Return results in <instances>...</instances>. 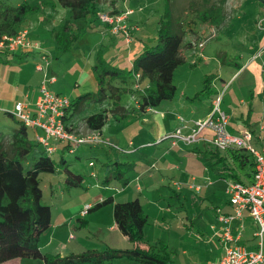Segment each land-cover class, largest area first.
Masks as SVG:
<instances>
[{
	"label": "rangeland",
	"instance_id": "1",
	"mask_svg": "<svg viewBox=\"0 0 264 264\" xmlns=\"http://www.w3.org/2000/svg\"><path fill=\"white\" fill-rule=\"evenodd\" d=\"M7 1L12 5L28 2L32 5L42 4L43 7L39 12H31L25 22V24L31 25L30 27H32L36 35L35 38H37L40 43L39 49H34L32 52L35 51L38 57H40L39 55L41 54H49L48 57L50 61L47 69L43 71L37 69L38 72L31 81L33 87L36 88L37 84L44 80L46 73H48L49 75H56L60 82H64L71 91L77 90L76 93H72V98L70 95L63 94L69 96L71 101L85 94L95 95L101 87L98 79V72L94 69L98 62L100 50L97 52V49L99 46L95 48L94 52L92 50L95 42L94 39L91 38V35H95L96 30L94 32L92 31L93 33L90 31L87 33L88 31H85L79 42L70 51L60 52L57 48L55 38H53L47 27H50L51 24L54 25L55 20L59 22L61 18L63 20L71 18L72 14L69 8L60 5L55 6L51 3L56 0ZM118 2L123 10H129V8H131L133 12L135 11L133 15L131 14V19L134 21L135 25H139L143 28L141 32H137L136 38L145 41L146 39L144 36L145 33H147V40L151 42L149 43L150 46L157 44L161 20L164 18L167 9L171 8L172 17L186 24L187 39L194 38V40H197L200 38V42H203L206 48L205 55L207 57L212 58V56H218V52L220 55L222 52H226L227 57L223 59V62L226 58H229L230 62H239L241 66L245 61L242 56L248 52V49L252 48L250 42H252L253 37L250 33L252 31L257 32L264 30V5L258 0H232V3H228L226 6L217 0H101L100 13H111L115 9H118ZM211 5H216L214 7H216L215 10H217L215 11L214 8H211ZM218 7H223V9L220 8V10H218ZM218 11L225 14L215 19V25L219 21H224L226 26L221 28V33L217 35V28L211 23V19L212 15ZM48 13L51 14L49 17L50 21L46 18L48 17ZM93 21L97 23L100 21L102 22L100 18ZM244 34L250 36L246 39L244 38L242 41V35ZM85 35L88 36L85 37ZM198 47L202 50L200 43ZM134 48H136V45ZM48 50L51 53H48ZM124 54L126 55L125 51L121 50V48L119 49V46H117L115 52L106 53V57L103 56V58L116 67L129 71L133 68V63L132 66H130V62L124 64L126 60ZM185 55L188 56L186 52ZM3 56L5 57L6 54ZM136 57L137 56L134 58ZM28 58L31 60L30 63H32L33 57ZM209 61L214 62L211 64L210 68L205 64ZM38 62H41V60ZM232 62L228 66L224 65L223 67H219L214 59H200L197 65L193 66L191 58L187 57L186 62L180 66V69L177 71L176 85L181 86L189 82L193 86L197 83L199 84L200 79L202 80V83L199 85L201 92L204 89L203 82L208 76H212V79H219L220 74H223L226 80L229 81L230 75L228 70L231 68L235 70V67H237L235 64H232ZM11 63L16 64L15 61L8 62L7 64L4 61H0L2 74L7 76L11 72ZM39 64L44 65V62L42 61ZM37 65L38 64H36V67ZM192 69L195 72L189 74L188 71ZM220 71L222 73H219ZM134 82L135 76L130 77L128 85H132ZM24 87L25 86L19 87L21 94H24L28 89L30 90L28 86L26 88ZM180 94L181 90L178 88L176 95L180 96ZM196 94L197 93H193L192 97L196 96ZM211 98L212 93L206 94V96L203 95L200 99H193L192 102H194V105L200 110L203 109L205 113ZM21 100L24 101L22 97ZM105 101L106 102L102 105L100 102L90 99L85 100V104L81 107L77 119H81L91 113L99 112L108 107L111 101L110 99ZM121 104L127 107H135L136 101L130 94H124ZM165 109L166 108L163 107V110ZM178 113H180V117H184L187 122H189L190 119L192 120L193 116L196 117V115L190 113V111L185 110L184 107L179 109ZM112 124L113 127L111 128H109L108 125L106 126V134L108 137L120 136L122 138L121 145H109L107 149H89L85 145L77 148L74 153L67 152L65 154L70 168L77 173L85 175L83 186L67 190V186H65L64 183L66 176L64 172L63 174L42 173L38 175L42 180L38 192L42 195L43 202L51 205L55 210V214L61 215L62 213L65 214V212H61L65 209L70 213L77 204H81L84 211L87 203L95 205L100 202L101 197L108 198L113 196L116 200L120 201L134 200L140 197L146 211L149 212L151 216L149 217L150 224L148 225L151 227L149 234L152 235L153 238H156L150 243H154L156 240L158 241L160 239L167 242L173 252V258L177 261L180 259L183 261L185 260L186 264H192L189 257L193 255H200L205 264L208 262L212 263L219 252L218 246L213 238V225L215 227L218 226L216 212L220 209L218 207L223 201V198L228 199L229 197L228 194H226L227 186L225 188L219 185L211 186L207 189L204 184V177H209L207 179L211 183L222 179L213 168L210 152L204 150L197 155L183 156L182 160L175 164L177 167H175L174 164L170 165L172 169H177L175 174L172 170H170V172H159L158 169H155L154 171L157 174H155L156 176L153 179L147 180V178H142L140 181H131L128 188H122L116 181L111 183L105 177V170L108 165L115 162L116 158L123 161L128 160L126 162L133 160L135 161V165L133 169L129 170L127 173V177H133L136 175V171H138L140 164L136 161L138 156L135 154V149L138 148V144L140 142L157 143L164 137L163 142L180 141V139L167 138L166 135L174 131L177 126H182V121L180 119L178 125L174 127L171 122L165 125L161 124L163 130L161 134L162 137L156 133H146L149 128L147 127V122H145L143 118L132 119L130 123L125 125L124 121H121V125H124V128L120 130H118L119 125L116 120H114ZM18 126L15 116L0 113V131L8 132ZM77 132L82 133L80 131ZM138 134L144 135V138L142 137L141 139V137H137ZM30 135L35 142H39L31 128ZM131 141L133 145L130 144ZM134 142L136 145H134ZM39 148L46 149V146L41 143ZM130 149H134L133 153L126 154L125 152ZM138 150H140V152L143 151V147L138 148ZM192 152L194 151L192 150ZM33 156H38V151L33 152L30 159L25 163L26 170L32 167ZM53 156L55 159H59L58 154L55 153ZM162 174L167 176L165 182H162L160 179L163 177ZM170 178H173L172 181H170ZM194 178H196V180H194ZM171 182L179 183L181 188L176 185L174 186ZM193 182L199 185L204 184L203 189L198 192L195 189L183 187L187 183ZM137 186L143 187L144 191L138 192ZM24 187L25 178L16 172L6 173L4 169L0 168V194L2 191L6 192L16 204L18 191H24ZM115 203L114 201L113 205L107 203L98 209H94L91 212L94 213V215L90 218H86L87 220L90 219L89 227H87V223H84V226L80 224L78 219L80 215H75L74 227L72 228L74 236H77L78 239H85L92 248L98 250H106L109 247L130 248L124 247L125 243L121 238L122 234H118L120 236H117L112 233L110 229L115 221L113 212ZM63 206L64 208H62ZM153 212H155L156 215H154ZM192 223L194 225H192ZM199 232L202 234V238L197 239L196 237L199 235ZM45 237L46 235H43L41 240L44 241ZM77 238H75L76 241ZM146 240L149 241L148 236H146ZM116 244H118L117 246L119 247L114 246ZM185 251H187V254H184ZM125 263H128V259L123 258L109 261L106 264ZM131 263L142 264L136 261H131Z\"/></svg>",
	"mask_w": 264,
	"mask_h": 264
},
{
	"label": "trees",
	"instance_id": "2",
	"mask_svg": "<svg viewBox=\"0 0 264 264\" xmlns=\"http://www.w3.org/2000/svg\"><path fill=\"white\" fill-rule=\"evenodd\" d=\"M259 1L264 3V0ZM51 3L71 10V18L63 21L54 36L58 50L68 52L79 42L92 21L99 19L101 0H56ZM214 6L216 5H211V8L215 10ZM42 8V4L32 5L23 2L12 5L7 0H0V39L4 36L17 35L23 30L29 14L39 12ZM170 9H167L161 20L157 44L148 46L139 54L134 59L131 70L116 67L100 53L94 69L98 72L101 87L95 95L85 94L72 101L69 113L64 117L68 125L72 118L79 114L87 99L100 102L102 105L107 99L111 101L108 107L85 118L88 129L99 130L103 134L110 117L127 124L132 119H141L144 113L158 107L163 101L174 98L177 92L175 71L186 62L183 49L186 47L187 30L184 22L172 17ZM125 11L115 9L111 14H122ZM86 23H90L89 26ZM42 55L46 54H41V58ZM133 76L135 82L128 85L130 77ZM203 83L204 89L199 95L213 94L212 76L206 77ZM137 84L138 88L135 87ZM124 94L135 97V107L121 104ZM5 114L14 116L10 111ZM16 121L18 127L8 132L0 131V168L6 173L16 172L25 178V187L24 191H18L16 204L6 192L2 191L0 194V264L23 258L40 259L47 264H106L123 258L142 264H176L167 242L160 239L150 243L146 240L149 215L139 198L116 202L114 206L115 221L120 231L133 243L132 247L91 249L67 256L44 252L40 247V241L51 226L52 206L44 203L42 195L38 192L42 183L38 175L64 172L67 190L83 186L85 175L70 168L65 157L67 152H71L70 145H63L60 151L50 154L46 149L39 148L41 142H35L31 137L30 127L17 118ZM69 128L74 129L70 125ZM77 148L71 153L76 152ZM35 151H38V156H33L32 167L26 170L25 163ZM55 153L59 155L58 160L53 156ZM211 153L215 160L213 168L216 173L229 178L230 182L244 184L254 182L256 160L252 153L244 148L227 150L216 148ZM134 165L135 163L131 161L117 160L108 165L105 177L111 183L116 181L122 188H126L131 182L127 173ZM113 198L110 196L101 200L91 206L88 212L114 202ZM81 220L84 219L80 218L79 221Z\"/></svg>",
	"mask_w": 264,
	"mask_h": 264
},
{
	"label": "crops",
	"instance_id": "3",
	"mask_svg": "<svg viewBox=\"0 0 264 264\" xmlns=\"http://www.w3.org/2000/svg\"><path fill=\"white\" fill-rule=\"evenodd\" d=\"M217 1H220V3L223 4L224 6H226L228 3L230 4L232 3V0H225V1L217 0ZM262 4L264 5V3ZM117 7H118V10H123V8L119 6V2L117 3ZM220 8L223 9V7H218V10H220ZM133 13H135V11ZM222 14H225V13H220V11H218L215 14H213L211 23L215 25V19L220 17ZM50 15L51 14L48 13V17H46L48 21H50L49 19ZM132 15H129L127 18V22L132 27V32H133V37H134L132 42H128L126 40L125 34L123 32L114 33L110 30L109 25L101 21L97 23L95 21H92L91 19L90 20V23L92 21L91 26H89L90 23H86V25L89 26L86 28V31H88L87 33H89V31L93 33L96 30V34L91 35V38H93L95 42L94 47H93L94 49L92 48L93 52L95 48L99 46V48L97 49V52H99L100 50L99 55L100 53H102V55L106 57L105 56L106 53H110L112 51L115 52L116 47L119 46V49L121 48V50H124L126 53V55L124 54L125 59H126L124 61V64H127L128 62H130V66H132V63H134V59H135L134 57L141 54L148 46H150L149 43H151L149 42L150 40H147V37H148L147 33H145L144 38L148 42L146 40L143 41V40H139L136 38L137 32L138 31L141 32L143 28H141L139 25L134 24V21L131 19ZM63 21L64 20L62 18L60 19L59 22L58 21L56 22L55 20L54 25L51 24L50 27H47L48 31L51 33L53 38L55 36V31L61 27V24L63 23ZM30 26L31 25L29 24H24L22 29H25V28L29 29L30 37L34 41L38 42L37 38H35L36 35L34 34L32 27ZM215 26L217 28V35H218V33H221L222 31L221 28H224L226 25L224 21H219L217 22ZM88 35H85V37ZM250 35L253 37L252 42H250L252 48L248 49V52H246L245 55L242 56L243 59L245 60L244 64L241 66L239 62L231 61L232 64H235L237 67H235V70L232 68L228 70V73L230 75L229 81L226 80L223 74H220L219 79L217 78L213 79L214 92L212 94L211 101L207 105V111L205 113L203 112V109L200 110L194 105V102H192L193 99H200L201 96L204 95V94L199 95L200 93L199 85L200 83H202V80L199 79V84L197 83L193 86L189 82L182 84L181 86L176 85L177 91H178V88H180L181 90L180 96H177L176 95L177 92H176L175 94L176 96H174L173 99L163 101L158 107L154 108V110H149L146 113H144V115L142 116L143 120L147 122V127L149 128L146 133L148 134L156 133L160 137H162L161 134L163 133V130L161 128L162 126L161 124L165 125L168 122H171L173 127L175 125H178L180 121V113H178V110L184 107L185 110L190 111V113L196 115V117L193 116L192 120L190 119L189 127L183 128L182 130L183 134L185 135L190 134L194 121L198 119H204L208 117V115L210 114L211 108H212V100L214 96L216 95V93L218 92V90L223 86L224 83L231 82L228 88V91L225 94L224 103H223V109L227 111L230 115L228 130L233 134H243L244 131L252 132L253 145L258 150L264 151V30L257 31V32L252 31ZM250 35H247V34L242 35V41L244 40V38L246 39ZM185 43H186V47H184L183 49V54L185 55V52H186L188 56L185 55V57L186 59L187 57L191 58V63L193 66L197 65L200 59H203V60L214 59L218 63L219 67H223L224 65L228 66L231 63L229 58H226V60L223 62V59L227 57L226 52H222L221 55L218 52V56H212V58L207 57L205 55L206 54L205 45L203 44V42H200V38H198L197 40H194V38L187 39V35H186ZM199 43H200V46L202 47V50H200L198 47ZM135 45H136V48H134ZM48 53H51V52L48 50ZM4 54H6L5 57L3 56ZM46 55L49 56V54H46ZM39 56L40 57L36 55L35 51L34 52L25 51L23 49H19L15 52H6V51L0 52L1 62L4 61L6 64L12 61L16 62V64L11 63L12 65L11 72L7 76L5 74H2L1 69H0V108H1L0 113L5 114L6 112L13 111L15 108L14 105H16L17 102L22 101L21 100V97H22L24 100L23 102L27 103L30 106V109L33 115L36 114L37 110H36L35 104L40 95V86L43 80L41 79L42 81L39 84H37L36 88L33 87V85L31 84V81L35 78L38 72L36 64L42 62L41 55ZM28 57H33L32 59H33L34 64L33 62L30 63L31 60ZM39 60H41V62H38ZM213 63H214L213 61H209L205 64L207 65V67L210 68L211 64ZM17 64H20V65H17ZM179 69L180 67L177 68L175 71V75H174L175 84H176L177 71ZM188 72L189 74H192L195 71L192 69L191 71H188ZM219 73H222V72L220 71ZM50 76L56 77V82H51L48 84V86L50 87L49 89L51 90L52 93L67 94V95H70L72 98V93L77 92V90H72L73 91L72 92L71 89H69L66 86V84H64V82L62 81L60 82V80L57 78L56 75L52 74ZM23 86H25L24 88L28 86L30 90L28 89L24 94H21L20 88ZM193 93H197L196 96L192 97ZM132 97L135 100V97L134 96ZM162 106L165 107L166 109L163 110ZM67 113H69V110L67 111ZM77 115H75L72 118L69 125L72 126L76 131H80L82 133L91 132V130L88 129L87 124H86L85 118L87 116L81 119L80 118L77 119L78 118ZM114 120H116L117 124L119 125L118 130L124 128L125 124L121 125V122L115 119L114 117L109 118V121L107 124L109 128L113 127L112 123L114 122ZM106 126L103 129V134H102L103 138L109 141L110 146L121 145L122 138L120 136H115V137L107 136L106 129H105ZM179 127L181 126H177V128ZM31 129L33 130L36 136L37 134L35 132L36 130L34 128H31ZM39 132L42 133V131H39ZM203 136L205 138H211L213 136V133L209 130H206L204 132V135H202V137ZM137 137H141L142 139V137L144 138V135L142 136L138 134ZM195 143L196 144H193V143L189 144V143H186L180 140V141H176L175 144L173 141H168V142L161 141V142L152 143L149 145V142L148 143L140 142L138 144V148L143 147V151L140 152L138 148L135 149L136 150L135 154H137L138 156L136 161H138V164L140 163L139 168H138V171H136V175H134L133 177H129L130 181H133V182L140 181L142 178H147V180L153 179L156 176L155 174H157L154 171L155 169H158L159 172H162V171L170 172V170H172L174 171V174H175V171L177 169H172L170 165L177 164L178 162L182 160L183 156L185 155H197L204 150L210 152V157H211L212 164H213L215 160H213L211 152L214 151L216 147L206 140H200ZM54 144L57 145L58 147L57 151H60L63 145H65L62 143H54ZM130 144L133 145V142L131 141ZM109 145L95 144V145H86V146L89 149H95V148L107 149V146ZM134 145H136V143ZM82 146H85V145H82ZM133 150L134 149L127 150L125 153L126 154L133 153ZM192 150L194 152H192ZM117 160L120 162L128 161V160L123 161V160H120L119 158H116V161ZM129 161L135 163V161L133 160H129ZM175 167L177 166L175 165ZM162 176L163 177H161L160 179L162 182H165L167 176L163 174ZM220 176L222 179L216 180L214 183L213 182L211 183L208 181L207 178L209 177L207 178L204 177V180H205L204 184L206 185L207 189L210 188L211 186H218V185L224 188L227 186L228 188L230 179L222 175ZM172 179L173 178H170V181H172ZM194 180H196V178H194ZM171 183L174 186L176 185L177 187L181 188L179 183H176V182H171ZM204 184L199 185L193 182V183H187L183 187H186L189 189H195L196 191L200 192L203 189ZM196 186H201V188L197 189ZM137 191L143 192L144 191L143 187L137 186ZM226 194H228L227 191H226ZM228 197H229L228 199L223 198V201L218 207L220 208L222 213H225V214H231L234 211L233 206L230 201L229 194H228ZM103 199L105 198L101 197L100 201ZM113 199L115 202H123L120 200H116L115 197ZM139 199L141 201L140 197ZM113 203H111V205H113ZM91 206H93L92 203H87L85 205V207H91ZM62 208H64V206ZM83 209L84 208L81 204H77L76 206L73 207L70 213H68L67 209H65L61 211V212H65V214L62 213L60 215V214H55V210L52 207L51 226L44 234L46 235L44 241L41 240L40 242V247L44 252L53 253V254H61L63 256H67L73 253L78 254V253H83L85 251L94 249L92 248V246H90V244L87 241H85V239H78L77 236H74V234L72 233V228L74 227V222H75L74 218H75V215L77 214L80 215L78 219L80 218L84 219V220H81L80 224L83 225L84 223H87V227L90 226V219L87 220L86 218L92 217L94 213H91L92 212L91 211V212H88L86 215H83L82 213ZM147 213L149 217H151L149 212ZM153 213L154 215H156L155 212ZM216 217L218 218V211L216 212ZM216 221L218 222V226L215 227L213 225V230H214L213 238L215 239L214 241L216 242L218 246L219 252L216 258H214L213 262L219 261L224 256V253H225V248H224L222 237H221L223 233V230H222L223 223L220 221L219 218ZM149 224H150V219H149ZM192 225L194 224L192 223ZM232 226L234 228V233L236 235L239 234V232H241L240 243L244 245L248 250L254 251L259 248V238L257 235L258 224L254 221V219L251 217V215L247 211L245 212L243 218H237L233 220ZM150 228H151L150 226H147L146 236L149 237V242H152V240L156 238H153V236L149 234ZM110 229L112 230V233H114L117 236H120L122 234L121 238L123 242L125 243L124 247L133 246V243L129 240V238L120 231L116 221H114V224L110 227ZM75 238H77V241ZM196 238L197 239L202 238V234H200L199 232V235H197ZM117 245L118 244L114 246L119 247ZM184 254H187V251H185ZM189 258L191 259L192 264H205L203 263L202 257L200 255H193V256H190ZM131 261L132 260H128V263H125V264H136V263H131ZM175 263L176 264H186L185 260L183 261L182 259H180L179 261L175 260ZM3 264H47V263H45L44 261L40 259L23 258V259H13ZM207 264H211V262H208Z\"/></svg>",
	"mask_w": 264,
	"mask_h": 264
},
{
	"label": "built area",
	"instance_id": "4",
	"mask_svg": "<svg viewBox=\"0 0 264 264\" xmlns=\"http://www.w3.org/2000/svg\"><path fill=\"white\" fill-rule=\"evenodd\" d=\"M131 14H133L131 9L126 10L122 14L104 12L99 14V18L103 23L109 25L112 32H123L126 40L132 42L134 39L132 27L127 22V18ZM29 33V29L25 28L15 36H4L0 39V52L39 49L40 43L34 41ZM41 59L44 65L38 63L37 69L43 71L47 69L50 61L46 55H42ZM137 77L139 78L140 74ZM51 82H56V77L46 73L40 88V95L35 104L36 114L33 115L30 106L23 101L17 102L11 113L26 126L36 130V138L46 146V150L50 154L58 150L57 145L54 143L70 145L71 152L82 145L103 143L109 145V141H105L99 130H92L89 133H78L75 129L69 128L64 117L71 107L72 101L66 95L52 93L48 86ZM138 86L137 84L135 87L138 88ZM229 86L230 83H224L218 90L212 100L210 114L206 119L194 121L190 134H183L182 130L189 127V122L184 117H180L182 126L166 136L167 138L183 140L189 144L206 140L221 150L244 148L253 154L256 160L254 182L251 184L230 182L226 191L230 195L234 211L231 214H225L220 209L218 210V218L223 223L221 237L225 253L219 261L211 264H264V151L258 150L253 145L252 132L244 131L243 134H233L228 130L230 115L223 109V102ZM150 110H154V108ZM206 130L213 133L211 138L202 137ZM39 131H42V133ZM173 142L175 144L176 140ZM196 188L200 189L201 186H196ZM89 208L86 207L82 212L83 215L88 213ZM246 211L258 224L259 248L254 251L248 250L240 243L241 232L236 235L232 226L233 220L243 218Z\"/></svg>",
	"mask_w": 264,
	"mask_h": 264
},
{
	"label": "bare ground",
	"instance_id": "5",
	"mask_svg": "<svg viewBox=\"0 0 264 264\" xmlns=\"http://www.w3.org/2000/svg\"><path fill=\"white\" fill-rule=\"evenodd\" d=\"M36 132V131H35Z\"/></svg>",
	"mask_w": 264,
	"mask_h": 264
}]
</instances>
